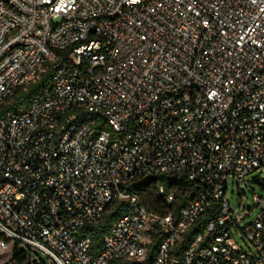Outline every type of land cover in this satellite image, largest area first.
<instances>
[{
	"label": "built area",
	"instance_id": "built-area-1",
	"mask_svg": "<svg viewBox=\"0 0 264 264\" xmlns=\"http://www.w3.org/2000/svg\"><path fill=\"white\" fill-rule=\"evenodd\" d=\"M47 67L49 84L13 107ZM261 168L264 0H0L1 248L112 264L144 260L157 238L151 264H264V197L240 225L249 213L226 195ZM156 175L197 195L176 209L159 183L170 207L150 210L127 185ZM116 200L125 211L92 252L80 231Z\"/></svg>",
	"mask_w": 264,
	"mask_h": 264
},
{
	"label": "trees",
	"instance_id": "trees-1",
	"mask_svg": "<svg viewBox=\"0 0 264 264\" xmlns=\"http://www.w3.org/2000/svg\"><path fill=\"white\" fill-rule=\"evenodd\" d=\"M51 68L47 67L38 78L29 83L27 87H20L16 89L12 95L11 105L15 108L20 107L22 104L27 105L31 101V98L39 92L42 88L49 84L51 78ZM159 183H162L165 189L173 191L175 195L174 206L178 209L184 206L192 200L198 192L199 187L193 181L178 178L174 175H156L147 176L142 178H137L131 181L127 188L131 191L138 193L150 210L167 211V207L163 203L162 196L157 192ZM172 207V205H171ZM125 211V206L123 200L114 201L109 208L106 210L102 221L93 226H86L81 229V234H88L92 238V252H96L101 249L103 245V239L106 233H108L112 224L123 214ZM212 216V211L207 210L202 218V220L195 225L187 234L186 240L192 237L198 228H200L210 217ZM3 233L0 232V237H3ZM185 240V241H186ZM158 239L156 238L151 244V248L147 257L142 261H129V260H117L112 264H151L154 256L155 249ZM32 250L29 247H21L19 243L15 242L13 244L12 261L19 264H26L30 262L33 258ZM38 264H46V262H37Z\"/></svg>",
	"mask_w": 264,
	"mask_h": 264
},
{
	"label": "rangeland",
	"instance_id": "rangeland-1",
	"mask_svg": "<svg viewBox=\"0 0 264 264\" xmlns=\"http://www.w3.org/2000/svg\"><path fill=\"white\" fill-rule=\"evenodd\" d=\"M227 198L233 210L241 214L248 212L249 214L241 220L240 225H244L253 220L258 212L262 209V205L256 204L255 197H264V168L247 174L240 182L233 177L228 180ZM234 239L239 246L249 253L255 252L252 242L243 234L235 231ZM21 247H24L20 244ZM33 258L26 264H38L44 261L46 264H54L50 258L42 251H31ZM13 244L5 249L0 247V264H19L12 261Z\"/></svg>",
	"mask_w": 264,
	"mask_h": 264
},
{
	"label": "water",
	"instance_id": "water-1",
	"mask_svg": "<svg viewBox=\"0 0 264 264\" xmlns=\"http://www.w3.org/2000/svg\"><path fill=\"white\" fill-rule=\"evenodd\" d=\"M174 264H177V262H174Z\"/></svg>",
	"mask_w": 264,
	"mask_h": 264
}]
</instances>
